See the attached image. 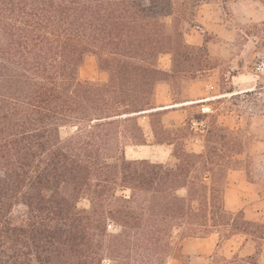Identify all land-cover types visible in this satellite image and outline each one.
Returning <instances> with one entry per match:
<instances>
[{
	"label": "trees",
	"instance_id": "16d2710c",
	"mask_svg": "<svg viewBox=\"0 0 264 264\" xmlns=\"http://www.w3.org/2000/svg\"><path fill=\"white\" fill-rule=\"evenodd\" d=\"M204 3L0 0V264H164L175 237L226 264L196 250L236 227L221 149H173V165L124 154L147 144L139 116L164 109L156 86L172 77L159 58L188 61L185 28ZM88 54L106 81L78 77ZM66 126L76 129L62 137Z\"/></svg>",
	"mask_w": 264,
	"mask_h": 264
},
{
	"label": "rangeland",
	"instance_id": "374dc122",
	"mask_svg": "<svg viewBox=\"0 0 264 264\" xmlns=\"http://www.w3.org/2000/svg\"><path fill=\"white\" fill-rule=\"evenodd\" d=\"M208 1L198 8L194 21L185 28L184 40L193 47L188 61L180 63L171 54L160 56V68L172 77L156 86L154 106L223 97L206 101L213 112L204 116L199 113L201 103L186 104V111L174 108L140 115L138 121L147 145L129 144L124 154L128 160L148 159L173 165L178 161L172 155L173 149L180 154L220 148L221 151L215 149L214 158L230 165L225 204L237 214L236 227L229 232L218 230L198 250L222 256L226 264H264V72L256 74L253 69L258 54L264 53V0ZM78 77L106 81L108 73L99 67L93 54H88L79 67ZM238 90L249 91L235 93ZM191 118L204 119L205 130L193 131L189 127ZM216 128L225 130L216 132ZM75 129L62 127L61 136H69ZM216 133L225 138L219 141ZM168 140L173 142L169 147L165 142ZM129 192L119 186L116 190L118 196L124 197ZM77 206L87 209L89 201L81 198ZM107 225L108 233L119 230L111 221ZM178 242L173 238L164 264L212 263V259L189 256L192 241H187L183 249ZM103 262L107 264L109 260Z\"/></svg>",
	"mask_w": 264,
	"mask_h": 264
},
{
	"label": "built area",
	"instance_id": "2783aa9c",
	"mask_svg": "<svg viewBox=\"0 0 264 264\" xmlns=\"http://www.w3.org/2000/svg\"><path fill=\"white\" fill-rule=\"evenodd\" d=\"M253 69L256 74H261L264 72V53L258 54L256 61L254 63ZM213 112V109L210 105L206 103H201L199 106V113L201 115H208ZM189 125L191 129L195 132H203L205 130V120L198 118H191L189 120Z\"/></svg>",
	"mask_w": 264,
	"mask_h": 264
},
{
	"label": "crops",
	"instance_id": "0c3cea01",
	"mask_svg": "<svg viewBox=\"0 0 264 264\" xmlns=\"http://www.w3.org/2000/svg\"><path fill=\"white\" fill-rule=\"evenodd\" d=\"M249 84H251V82H248ZM162 85L164 84L165 85V87H168L167 86V84H165V83H161ZM160 84V85H161ZM158 87V86H157ZM247 91H249V90H238V91H236L235 93H237V94H240V93H248ZM234 93V94H235ZM221 97H223V96H219V97H216L217 99H219V98H221ZM206 98H208V100H203V99H194V100H192V101H198V102H196V103H193V104H198V103H206V101H212L213 99H216V98H214L213 96H210V97H206ZM205 99V98H204ZM186 101H188V100H186ZM190 101V100H189ZM200 101V102H199ZM182 102V101H181ZM207 104V103H206ZM188 105H192V104H188ZM201 105V104H200ZM208 105H210V104H208ZM164 106H166V105H163V106H159V107H164ZM187 105H184V106H179V107H173V108H164V109H158V110H156V111H163V112H168V111H171V109H174V108H181V110L182 111H186L185 110V107H186ZM211 106V105H210ZM202 116H204V115H202ZM198 119H200V118H198ZM145 145H147V144H144V145H137V146H145ZM159 146H161V145H163V144H158ZM166 146H170V145H168V144H166ZM209 241L210 240H207V241H205V242H200V243H197V245H196V250H197V252L198 253H200V254H203V252L201 253L199 250H198V246L199 245H204V244H207V243H209Z\"/></svg>",
	"mask_w": 264,
	"mask_h": 264
},
{
	"label": "bare ground",
	"instance_id": "6f19581e",
	"mask_svg": "<svg viewBox=\"0 0 264 264\" xmlns=\"http://www.w3.org/2000/svg\"><path fill=\"white\" fill-rule=\"evenodd\" d=\"M198 102V101H197ZM194 103V101H186V102H182V103H177V104H173V105H169V106H165L164 108H170V107H175V106H179V105H186V104H192Z\"/></svg>",
	"mask_w": 264,
	"mask_h": 264
}]
</instances>
